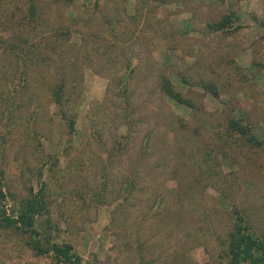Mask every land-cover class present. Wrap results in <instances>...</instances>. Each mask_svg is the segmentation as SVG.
Returning <instances> with one entry per match:
<instances>
[{
  "label": "rangeland",
  "instance_id": "obj_1",
  "mask_svg": "<svg viewBox=\"0 0 264 264\" xmlns=\"http://www.w3.org/2000/svg\"><path fill=\"white\" fill-rule=\"evenodd\" d=\"M32 2L0 0L7 210L40 189L38 228L78 264H220L234 206L264 233V0ZM27 240L0 228V264H73Z\"/></svg>",
  "mask_w": 264,
  "mask_h": 264
},
{
  "label": "trees",
  "instance_id": "obj_2",
  "mask_svg": "<svg viewBox=\"0 0 264 264\" xmlns=\"http://www.w3.org/2000/svg\"><path fill=\"white\" fill-rule=\"evenodd\" d=\"M33 2L28 0V16H33ZM230 13H224L221 18L215 22H209L208 25L214 28H222L230 19ZM15 40L8 42L6 46L9 49H22L24 52H31L33 46L37 42H28L27 37L15 34ZM44 38V37H42ZM46 40V39H42ZM19 54V53H18ZM16 54L17 58L19 57ZM65 82L61 78L56 81L50 88L49 93L52 100L57 104L60 114L64 117L63 108L64 99L62 98L65 91ZM211 91L215 92V86L210 84ZM161 90L170 95L173 99L186 105H191V102L183 98L181 94L172 88L170 81L163 77L160 83ZM69 128H73L74 119L67 117ZM230 125L237 129L239 133H248L246 139L254 144H259L261 139H258L254 134L248 132L247 126L241 125L238 122L230 121ZM39 175V172H38ZM0 172V228L13 229L18 232H26L28 234L27 243L36 253L50 252L55 261L69 262L78 264L80 256L72 249L68 242H56L50 240L48 233H43L38 228L37 216L40 215L44 200L40 189L29 191V194L18 202L15 209L7 210L5 208L6 192L3 189ZM232 222L225 230L224 245L222 251L223 261L220 264H264V233L258 232L247 217L237 207H232ZM84 264H102L94 261H85Z\"/></svg>",
  "mask_w": 264,
  "mask_h": 264
}]
</instances>
